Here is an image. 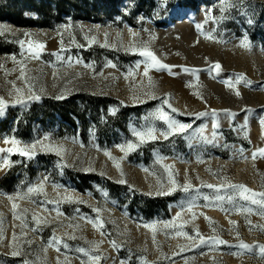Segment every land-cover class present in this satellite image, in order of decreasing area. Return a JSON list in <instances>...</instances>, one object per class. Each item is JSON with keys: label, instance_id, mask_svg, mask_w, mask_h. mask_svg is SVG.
<instances>
[{"label": "rangeland", "instance_id": "374dc122", "mask_svg": "<svg viewBox=\"0 0 264 264\" xmlns=\"http://www.w3.org/2000/svg\"><path fill=\"white\" fill-rule=\"evenodd\" d=\"M0 25V148L37 144L30 159L0 152V264H88L80 248L100 264H264L239 247L264 244V206L227 186L264 192V0H0ZM145 46L169 67L148 68ZM161 106L192 127L165 139ZM149 127L158 138L139 142Z\"/></svg>", "mask_w": 264, "mask_h": 264}, {"label": "snow or ice", "instance_id": "6c2138e0", "mask_svg": "<svg viewBox=\"0 0 264 264\" xmlns=\"http://www.w3.org/2000/svg\"><path fill=\"white\" fill-rule=\"evenodd\" d=\"M212 18V17H210ZM198 28L201 27V25H197ZM3 30H6L5 29V26L3 25H0V31H3ZM107 35V34H105ZM133 35L135 36L136 33H133ZM87 38V37H86ZM208 38H212L211 36H209ZM95 38H93L94 40ZM21 44H23V41H21ZM244 46H248L247 43L245 42ZM45 47L44 44L42 43H30L28 45V48H29V51H31L33 53V57L34 58H38L40 53H41V50ZM140 54L147 57L148 58V68H154V67H160V68H167L169 66L167 65H164L161 63V61L156 57V55L150 51L146 46L143 48V50L140 51ZM79 62V61H77ZM112 67H115V65H111ZM86 67H90V65H86ZM148 68L145 69V75H147L148 73ZM221 64L219 62H216L214 65H212L209 69V71L211 72H215V73H219L221 71ZM185 71H191V69H187L185 68L184 69ZM242 79H245L246 80V77H244L243 74H240L238 77H237V80H236V84H239L240 81ZM229 87H234V84L231 80H228V81H225ZM248 83H251L250 81H247ZM17 91L19 92L20 90L17 89ZM235 94L237 96H240L241 93L239 92V89L237 88L236 89V92ZM41 97L38 96V95H35V96H31L29 97V99H35V100H39ZM57 99H62L63 97L60 96V97H56ZM155 98V97H153ZM6 101L4 100L3 97H0V111H2L4 109V107L6 106ZM15 103H24L23 99H17L15 101ZM162 104H166L168 105L169 108H171V104H169L168 100L167 99H164L162 101ZM114 111L113 110V114H114ZM173 111H175V109H173ZM225 113H227L229 116L231 117H234L236 115V113H233L231 112V110L229 109H224V110H221ZM246 111H251V110H247ZM209 113L208 112H201V113H197L195 114L197 117H200V116H206L208 115ZM211 114L213 116H217L218 113H217V110L213 109L211 110ZM156 116L158 119L160 120H163L166 122L167 124V130L166 131H163L160 133V135H163V137L165 139L168 138V136L170 135H173V134H176V133H183L185 132L187 129L191 128L192 125L191 124H185V123H180L179 121L175 120L174 118H172V116L169 115L168 112L164 111L163 107H159L157 110H156ZM262 123H264V121H262ZM246 124H247V117H245V124L244 125H241L242 128L246 127ZM214 127L218 128L219 127V122L217 120L216 124L214 125ZM157 132L158 130L155 128V127H149L147 129H144V130H135L134 131V135L139 139V142L143 143L147 140H156L158 137H157ZM47 139V137H46ZM5 143H10L12 145H18L19 144V141H17L16 139H11V140H6ZM38 144H40V146L45 150V151H56L58 154L62 151V149H59V148H55L53 147L52 145H45L43 144L42 142H37ZM37 147V144H33L30 146V148H19V147H16V148H7V149H2L0 148V152H7L9 154H11L13 151H16L18 152L20 155L22 156H25V157H28L29 159L32 158V156H34L36 154L35 152V149ZM121 147V150L122 151H125L126 153L127 152H130L132 150H134L136 147H138V144L137 143H132V142H128L127 145H120ZM107 155H109L111 157V153H106ZM258 155L260 156H264V148L262 149H259L257 152H253L252 153V158L255 159ZM115 159V158H113ZM2 166H11L10 162L8 160H3L2 162H0V167ZM117 167H120L119 163H117L116 165ZM166 168H171L172 166L170 165H166L165 166ZM172 177V173L171 171H169V178L171 180V183L173 185L176 184V181L171 179ZM119 183H125L124 180H120ZM208 187H217L215 185H207ZM228 187H232V188H237L239 189L238 191V195L243 197L245 200H251V202L253 204H259L261 206H264V192H256L255 190L253 189H250L248 188L246 185H243V184H231L229 183L227 185ZM192 185L191 183L189 182L188 184L184 185L183 186V189L184 191H188L189 188H191ZM218 187H225L224 184H221L219 185ZM44 190V186L43 184H40L36 187H30L28 189V192L29 193H32V192H42ZM176 188L175 187H172L170 188L167 192L165 191H158L156 192L155 194L156 195H168L170 194V192L172 191H175ZM151 195V193H149ZM257 197H260V199H257ZM9 199H12V197H9ZM229 199H232V197H229ZM17 207L16 204H13V208L15 209ZM99 211V210H97ZM189 211H191V208H189ZM246 211H251V209H247ZM180 216V213L177 214V217ZM193 219H195V216H193ZM210 220V223H211V218H208ZM39 223V221H38ZM232 224H236L237 222L236 221H231ZM249 224H251V222L249 221ZM98 227H102V223H99L97 224ZM148 227H151L153 229V231L155 232V226L154 225H148ZM164 227L165 228H170V227H175V225L171 222V221H168V222H165L164 224ZM213 231H215V229H213ZM176 235H185L187 236V238L191 241L193 240V237L192 236H188V234L186 232H177ZM237 235H239V233H237ZM72 239H75V236L71 237ZM196 238H198L199 240V243H205L206 240H211L214 244H227L228 241H225L223 239H220L218 236H213V237H207L205 238L203 235H201L199 233V230L197 229L196 230ZM57 241V237L53 236L50 240H49V244H53ZM115 243V242H113ZM198 246V245H197ZM65 247H67V245H65ZM240 248L242 249H251L253 247H258L259 248V251H260V254L264 255V244H257V245H249L247 243H244L243 241H241L240 245H239ZM183 250V249H182ZM57 251H59V249L57 248ZM78 251L80 252H87L88 253V256H89V261H88V264H100V260H101V255L99 254H96V255H93L91 254V252H89L87 249H84V248H80L78 249ZM20 253L17 252V251H13L12 255L13 256H16V255H19ZM25 264H28L27 261H25ZM123 264V262H122Z\"/></svg>", "mask_w": 264, "mask_h": 264}, {"label": "trees", "instance_id": "16d2710c", "mask_svg": "<svg viewBox=\"0 0 264 264\" xmlns=\"http://www.w3.org/2000/svg\"><path fill=\"white\" fill-rule=\"evenodd\" d=\"M32 22H34V21H33V20H31V19H30V20H28V21H26V20H23V23H25V24H29V25H30Z\"/></svg>", "mask_w": 264, "mask_h": 264}]
</instances>
